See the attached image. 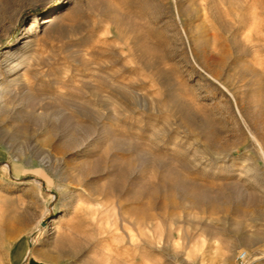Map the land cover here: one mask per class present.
<instances>
[{
  "label": "rangeland",
  "instance_id": "obj_1",
  "mask_svg": "<svg viewBox=\"0 0 264 264\" xmlns=\"http://www.w3.org/2000/svg\"><path fill=\"white\" fill-rule=\"evenodd\" d=\"M0 264H264V0H0Z\"/></svg>",
  "mask_w": 264,
  "mask_h": 264
},
{
  "label": "bare ground",
  "instance_id": "obj_2",
  "mask_svg": "<svg viewBox=\"0 0 264 264\" xmlns=\"http://www.w3.org/2000/svg\"><path fill=\"white\" fill-rule=\"evenodd\" d=\"M256 11H257V9H256ZM256 11L254 10L253 15H254V14L258 15L257 13H255ZM251 14H252V13H251ZM54 18H55L54 16H48V17H45V18H43V19L41 20V24L49 25L50 23L53 22ZM258 20L262 22L263 19L260 20V19L258 18ZM52 228H54L53 221H51L48 225L44 226V229H45L46 231H47L48 229H52Z\"/></svg>",
  "mask_w": 264,
  "mask_h": 264
},
{
  "label": "built area",
  "instance_id": "obj_3",
  "mask_svg": "<svg viewBox=\"0 0 264 264\" xmlns=\"http://www.w3.org/2000/svg\"><path fill=\"white\" fill-rule=\"evenodd\" d=\"M246 253L244 251L240 252L237 255V259H239L240 261H242L245 258Z\"/></svg>",
  "mask_w": 264,
  "mask_h": 264
}]
</instances>
